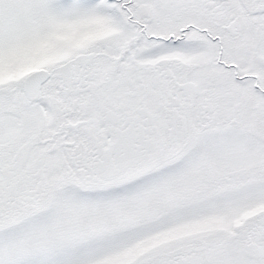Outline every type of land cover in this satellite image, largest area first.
<instances>
[{
	"label": "snow or ice",
	"instance_id": "obj_1",
	"mask_svg": "<svg viewBox=\"0 0 264 264\" xmlns=\"http://www.w3.org/2000/svg\"><path fill=\"white\" fill-rule=\"evenodd\" d=\"M0 264H264V0H0Z\"/></svg>",
	"mask_w": 264,
	"mask_h": 264
}]
</instances>
